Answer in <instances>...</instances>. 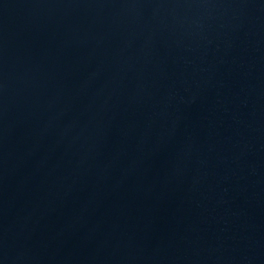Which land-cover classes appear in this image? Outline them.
<instances>
[{"label": "water", "instance_id": "95a60500", "mask_svg": "<svg viewBox=\"0 0 264 264\" xmlns=\"http://www.w3.org/2000/svg\"><path fill=\"white\" fill-rule=\"evenodd\" d=\"M0 264H264V0H0Z\"/></svg>", "mask_w": 264, "mask_h": 264}]
</instances>
